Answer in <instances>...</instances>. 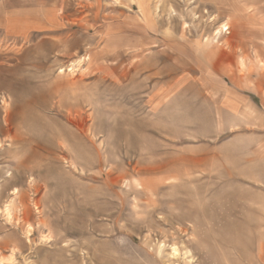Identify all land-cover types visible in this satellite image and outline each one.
<instances>
[{
  "label": "rangeland",
  "instance_id": "374dc122",
  "mask_svg": "<svg viewBox=\"0 0 264 264\" xmlns=\"http://www.w3.org/2000/svg\"><path fill=\"white\" fill-rule=\"evenodd\" d=\"M138 5L0 0V264H264V0Z\"/></svg>",
  "mask_w": 264,
  "mask_h": 264
},
{
  "label": "crops",
  "instance_id": "0c3cea01",
  "mask_svg": "<svg viewBox=\"0 0 264 264\" xmlns=\"http://www.w3.org/2000/svg\"><path fill=\"white\" fill-rule=\"evenodd\" d=\"M131 1L134 2L137 5V7L139 8L138 0H131ZM216 50L217 49H216V46L213 43V41L207 42L203 46L204 53L209 55V57H211V55L214 56L216 54Z\"/></svg>",
  "mask_w": 264,
  "mask_h": 264
},
{
  "label": "bare ground",
  "instance_id": "6f19581e",
  "mask_svg": "<svg viewBox=\"0 0 264 264\" xmlns=\"http://www.w3.org/2000/svg\"><path fill=\"white\" fill-rule=\"evenodd\" d=\"M223 27H224V26H222V29H223ZM224 29H225V27H224Z\"/></svg>",
  "mask_w": 264,
  "mask_h": 264
}]
</instances>
